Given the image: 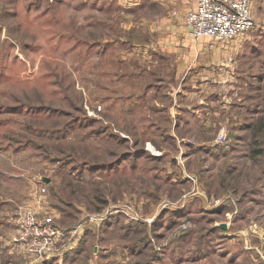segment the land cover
<instances>
[{
    "label": "rangeland",
    "instance_id": "1",
    "mask_svg": "<svg viewBox=\"0 0 264 264\" xmlns=\"http://www.w3.org/2000/svg\"><path fill=\"white\" fill-rule=\"evenodd\" d=\"M180 5L0 0V264H264L252 84L238 115L193 121L184 143L154 115L173 86L157 39L184 22ZM252 6L263 28L264 0ZM262 40L252 51L264 73ZM28 214L67 244L29 253L18 240Z\"/></svg>",
    "mask_w": 264,
    "mask_h": 264
},
{
    "label": "crops",
    "instance_id": "2",
    "mask_svg": "<svg viewBox=\"0 0 264 264\" xmlns=\"http://www.w3.org/2000/svg\"><path fill=\"white\" fill-rule=\"evenodd\" d=\"M195 1L181 0L178 7L184 8L185 12L194 7ZM262 12L264 14V9ZM176 22L170 24L167 34L157 39L160 46L157 44L159 49L155 52L164 58L166 68L171 66L173 74V86L166 88V107L154 114L156 117L166 116L163 122H176V131L168 133V136L183 139L184 143L188 136H197L190 135L193 121H206L219 109L222 117L227 116L226 112L232 113V110H236L238 115L244 106L240 94L243 86L250 83L252 91L247 97V107L249 129L254 132L258 122L264 120V93H260V87L264 86V73L256 70H260L261 66L256 68L254 65L256 56L252 49L258 37L264 38V26L251 28L232 40L213 42L209 37H193L184 22ZM259 42L262 44L264 40ZM257 81H260V87ZM230 105L232 109L228 111Z\"/></svg>",
    "mask_w": 264,
    "mask_h": 264
},
{
    "label": "built area",
    "instance_id": "3",
    "mask_svg": "<svg viewBox=\"0 0 264 264\" xmlns=\"http://www.w3.org/2000/svg\"><path fill=\"white\" fill-rule=\"evenodd\" d=\"M253 0H196L184 12L189 34L195 38L209 37L213 42L232 40L254 27ZM224 134V130H221ZM19 239L27 251L43 257L67 244L64 232L56 226L43 224L29 215L21 222Z\"/></svg>",
    "mask_w": 264,
    "mask_h": 264
},
{
    "label": "trees",
    "instance_id": "4",
    "mask_svg": "<svg viewBox=\"0 0 264 264\" xmlns=\"http://www.w3.org/2000/svg\"><path fill=\"white\" fill-rule=\"evenodd\" d=\"M258 124H260V126L264 127V120H260L258 122ZM169 137V136H168ZM259 149L256 150V152L258 153Z\"/></svg>",
    "mask_w": 264,
    "mask_h": 264
}]
</instances>
